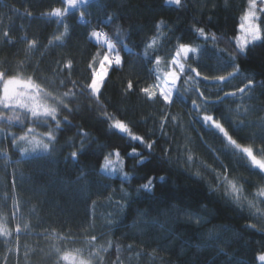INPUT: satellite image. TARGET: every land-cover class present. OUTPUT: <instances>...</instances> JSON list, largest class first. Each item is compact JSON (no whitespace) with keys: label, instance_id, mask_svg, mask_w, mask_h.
I'll list each match as a JSON object with an SVG mask.
<instances>
[{"label":"trees","instance_id":"obj_1","mask_svg":"<svg viewBox=\"0 0 264 264\" xmlns=\"http://www.w3.org/2000/svg\"><path fill=\"white\" fill-rule=\"evenodd\" d=\"M247 3L89 0L81 6V20L78 12L63 18L48 15L65 6L62 0H0V69L32 77L67 105L58 107L62 124L47 152L32 149L49 142L47 133L55 129L50 118L47 125L31 123L17 109L24 124L0 120V264H56V249H86L85 241L93 235L104 243L95 244L99 264H260L256 257L264 251V203L255 193L264 187V178L244 160L238 162L239 153L231 155L233 148L221 134L195 119L197 109L191 104L196 100L200 116L213 115L243 146L255 149L264 141V40L249 44L244 53L237 47ZM199 28L216 40H204L193 31ZM99 29L117 45L124 64L109 70L97 100L84 89L107 51L90 39V32ZM32 40L36 45L30 47ZM181 44L197 51L182 61L180 92L170 106L149 100L141 89L171 70ZM156 55L159 65L150 63ZM229 72L237 74L216 80ZM249 79L253 84L237 92ZM197 88L209 102L224 99L206 107ZM226 92L236 95L225 97ZM115 120L146 143L155 141L153 151L114 130ZM30 127L34 131L28 132ZM82 140L86 149L71 159ZM132 147L149 162L138 165L128 155ZM21 148L28 151L21 154ZM104 157L119 160L114 173L104 171ZM212 170H227L228 179L241 189L233 195L241 197L243 208L225 196L223 187L209 190L217 186ZM160 176L165 181L154 180L153 194L137 192L147 178Z\"/></svg>","mask_w":264,"mask_h":264},{"label":"snow or ice","instance_id":"obj_2","mask_svg":"<svg viewBox=\"0 0 264 264\" xmlns=\"http://www.w3.org/2000/svg\"><path fill=\"white\" fill-rule=\"evenodd\" d=\"M62 3L65 5L63 8L57 7L52 10L48 15L54 16L56 18H63L70 13H79V18L84 19L85 12L81 10V6H88L89 0H62ZM166 4L172 5H181V0H164ZM28 15H31L29 12ZM111 19V17H109ZM241 19V23H239L238 27L241 32H243V36L240 37V43L237 45L239 52L244 53L245 49L249 44H254L255 42H259L264 40V34H262V25H264V0H248L247 8L245 9ZM58 22L63 23L62 20ZM158 29L161 27L160 24L156 26ZM197 35L204 38V40H208L209 38L213 41L216 40L215 35L213 34L209 37L204 28L193 29ZM9 33L5 32L4 36L8 37ZM90 39L96 42L97 47H107V51L103 55V59L100 61L99 70H93L90 82L87 84L86 89L90 94L99 100L100 95L102 93V88L104 86L105 80L108 76L109 70L115 66L117 69L122 68L124 61L123 57L120 55V52L117 50V45L107 39L101 40V32L100 31H92L90 32ZM56 40H60L61 37H55ZM155 41L149 42L145 45V48H152ZM36 41H29V46H35ZM127 46L126 44L124 45ZM197 51L194 48H189L188 46L181 44L179 49L176 51L175 56H173L170 64L172 65L171 70L167 71L163 77L159 74L155 75V80L157 83L150 87H145L141 89V92L146 94L149 100L160 99L165 105H172L174 102L175 96L180 92V89L177 87L178 81L181 76L185 73V64L180 62L181 53H183V58H187L189 52ZM109 53L115 54V59L111 58ZM231 59H235V57H231ZM161 61V57L159 55L155 56L154 61H150V63H154L159 65ZM66 67H71V62L66 65ZM91 68L92 65L90 64ZM233 67L238 71V65L233 64ZM21 72L23 69L21 68ZM191 72L195 73L196 77H201V73L197 71L195 68H191ZM236 72H229L228 76L225 77L223 75L216 77L218 82H225L230 77L236 75ZM204 80H207V76L202 77ZM188 79H193V77L189 76ZM73 84L75 82L73 81ZM253 84L252 79L248 80V83L242 87L238 88L236 91L239 93H244L246 89L249 88L250 85ZM260 87H264V82L260 84ZM128 89H132V82H128ZM83 91V90H82ZM199 92V89H196ZM65 95H68L65 93ZM201 98L205 101V106L209 103H219L222 102L224 97H219L217 101L209 102L207 97H204L202 92H199ZM225 97L227 96H235L236 92L228 93L226 92ZM51 101V103H49ZM192 107L197 109V115L195 119L199 121L204 127L210 128L216 131L218 134L222 135V138L227 140L228 144L232 146L233 151L231 155L236 156L239 153V160H244L248 166L257 170L261 177L264 178V141L261 142V146L259 148H255L253 146H243L241 143L234 139L232 135L229 134V131L223 126L220 120L216 119L213 115L204 114L202 116L199 115L200 105L197 104L196 100L191 101ZM63 105V108H67L66 104H63L62 100H59L57 97H54L50 92L46 91L39 83L34 81L32 77L24 78L21 76L20 72L16 74H9L8 72L0 69V120H7L9 124L13 121H18L21 124H24V119L21 117L19 113H17V109H22L27 114L29 121L31 123H43L45 125L48 124L49 118L55 124V129L50 130L47 133L48 143L40 142L36 146L33 147L32 151L35 152L37 148L42 149L47 152L49 150V144L55 140V136L53 132L55 130H59L62 124V121L57 118L58 116V107ZM14 113V115H8V113ZM175 119V118H173ZM63 121H68V117L64 116ZM163 127V125L161 126ZM112 128L114 130H118L122 134H128L129 138L133 142H138L151 153L154 148L155 141H151L146 143L144 138L141 136L132 135L129 127L123 123L121 120H115L112 124ZM0 131H3L0 128ZM34 131L33 128H28V132ZM86 135V134H82ZM27 138V135L20 136V140H24ZM16 137L13 136L12 144H16ZM255 143V141H253ZM78 150H73L70 152V158L73 160H77L79 155L84 152L87 147L86 141L82 140L81 143L77 146ZM21 154L26 153L28 150L21 148L19 149ZM117 156L120 155L117 150L115 153ZM130 157L136 159L138 165H143L146 162H149V157L142 155L137 151V148L132 147L128 152ZM188 161L192 160L191 156H188ZM104 168L107 169L108 163H110L107 157H104ZM113 172L116 171L115 168L112 169ZM215 172V170H212ZM227 170H225V174H221L219 172H215L217 186L216 188L210 187V191H218L221 187L224 189V194L228 198L234 199V202L243 208L241 204V197L233 195L235 192L241 191L238 189L236 184L228 179L226 174ZM124 178L127 179V173H124ZM158 179L159 181H165V177L160 176L149 177L147 181L143 183L137 192H144L148 194H153L155 189L154 180ZM256 199L261 200L264 203V187H257V191L255 193ZM254 207L250 203L249 208ZM202 222V221H200ZM27 226V225H26ZM248 227H255V225H248ZM17 232H20L21 229L19 226L16 229ZM4 235H8L7 232H4ZM96 237L93 235L89 240L86 241L87 248H74L72 251L56 249L57 261L56 264H99V261L102 259L100 256V251L96 249L95 242ZM256 259L260 262V264H264V251H261Z\"/></svg>","mask_w":264,"mask_h":264},{"label":"rangeland","instance_id":"obj_3","mask_svg":"<svg viewBox=\"0 0 264 264\" xmlns=\"http://www.w3.org/2000/svg\"><path fill=\"white\" fill-rule=\"evenodd\" d=\"M243 36V32H241L240 31V34H239V36H238V44L241 42L240 41V37H242ZM183 53H181V57L180 58H178V59H180V62L182 63V61H183ZM99 70V69H98ZM110 163H108V167H107V169H105L104 168V166H103V169H104V171L105 172H108V173H114L113 171H112V169L113 168H115V169H118L119 168V164H117V162L119 161L118 159H116V163L114 162L115 161V159H113V158H111V159H109L108 160ZM86 242V241H85ZM96 245H98L99 247H103V245H104V243H103V241H101V240H99V239H96V241L94 242ZM259 262V261H258Z\"/></svg>","mask_w":264,"mask_h":264},{"label":"built area","instance_id":"obj_4","mask_svg":"<svg viewBox=\"0 0 264 264\" xmlns=\"http://www.w3.org/2000/svg\"><path fill=\"white\" fill-rule=\"evenodd\" d=\"M98 31H100L101 34H102V35H101V40H102V41L105 40V39L111 41V40H110V36H109L108 34H106V32H105L104 29H99ZM112 59H113V61H114L115 58H112Z\"/></svg>","mask_w":264,"mask_h":264},{"label":"water","instance_id":"obj_5","mask_svg":"<svg viewBox=\"0 0 264 264\" xmlns=\"http://www.w3.org/2000/svg\"><path fill=\"white\" fill-rule=\"evenodd\" d=\"M26 232V231H25Z\"/></svg>","mask_w":264,"mask_h":264}]
</instances>
